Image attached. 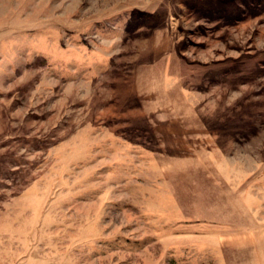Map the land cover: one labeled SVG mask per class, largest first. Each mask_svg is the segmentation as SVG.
Returning a JSON list of instances; mask_svg holds the SVG:
<instances>
[{"label":"rangeland","instance_id":"obj_1","mask_svg":"<svg viewBox=\"0 0 264 264\" xmlns=\"http://www.w3.org/2000/svg\"><path fill=\"white\" fill-rule=\"evenodd\" d=\"M0 264H264V0H0Z\"/></svg>","mask_w":264,"mask_h":264}]
</instances>
